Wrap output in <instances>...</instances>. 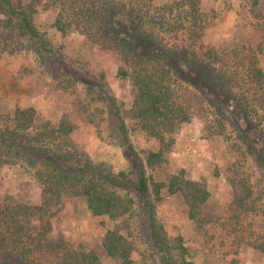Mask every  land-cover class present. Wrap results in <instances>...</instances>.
<instances>
[{"label":"rangeland","instance_id":"obj_1","mask_svg":"<svg viewBox=\"0 0 264 264\" xmlns=\"http://www.w3.org/2000/svg\"><path fill=\"white\" fill-rule=\"evenodd\" d=\"M170 1L147 3L161 6ZM198 1L205 23L196 48L221 52L231 64L229 74L238 69L241 84L255 97L264 96L259 84L246 80L245 67L232 68L238 61L232 52L245 47L249 58L256 50L264 70V0ZM60 8L59 3L45 2L33 17L52 50L41 45L35 49L38 44L30 34L16 28L18 24L13 29L7 25L9 18L16 23V17L0 12V127L24 122L29 114L35 142L67 151L73 163L108 175L110 188L129 209L116 216L96 215L82 184L69 182L59 191L39 176L45 169L41 163L29 166L24 160L1 165L0 204L44 205L47 214L31 224L49 222L45 231L50 240L94 251L97 264H121V258L105 248L109 231L131 242L133 264H264V161L250 154L239 136L236 118L241 121L242 116L236 113L234 120L230 110L223 116L210 102L213 94H203L183 77H172L188 115L177 119L173 128L162 129L164 138L149 133L135 104L132 63L79 27L67 33L59 30L55 19ZM150 11L153 14L155 7ZM188 24L176 35L175 30L161 34L171 45L187 43L192 36ZM67 65L96 84L70 73ZM110 95L146 169L148 199L140 192L141 175L118 127ZM262 96L253 104L257 124L252 133L259 148L264 147ZM152 151L161 154L153 163L148 159ZM176 176L179 189L172 190ZM151 206L156 233L163 236L166 249L153 233ZM31 256L35 264H59L58 256L49 251L42 260L37 251Z\"/></svg>","mask_w":264,"mask_h":264},{"label":"trees","instance_id":"obj_2","mask_svg":"<svg viewBox=\"0 0 264 264\" xmlns=\"http://www.w3.org/2000/svg\"><path fill=\"white\" fill-rule=\"evenodd\" d=\"M45 2L54 5L59 3L61 8L55 19V26L59 30L67 33L70 29L79 27L88 36H95L104 45L116 48L132 63L133 71L130 75L136 94L135 104L142 125L149 133L164 138L162 129H171L177 119L187 117L186 105L178 98V91L172 81V77H183L186 83L195 84L203 94H213L210 102L223 116L228 110L234 120L236 113L242 116L241 121L236 118L239 136L250 154H258L264 161V147H258L252 133L257 124L253 104L256 100H263L262 95L255 97L251 88L241 84L238 69L229 74L231 64L221 56V52L214 48H196L205 23L199 1L171 0L157 6L155 3H147V0H0V12H8L17 19L15 23L9 18L7 25L13 29L18 24L16 28L30 34L38 44L34 46L35 49H40V45L43 49H48L47 40L33 21L35 9ZM153 7L155 12L150 14ZM188 22L192 35L190 41L186 43L181 40L182 42L174 45L165 41L161 31L175 30L176 35L179 29L189 27ZM246 49L244 47L232 52L238 59L232 68L241 65L245 67L248 74L246 80L252 85L259 84L264 91V70L255 54L256 50L251 55L252 58H249L250 49ZM48 50L52 48L49 47ZM67 67L70 73L86 78L91 86L96 84L94 78L71 66ZM108 97L119 123L118 127L123 130L124 142L131 153V159L141 175L140 192L148 199L146 169L129 140L126 122L115 97ZM26 116V122L19 121L14 126L0 127V170L3 163H17L20 160L26 161L29 166L41 163L45 169L39 170V176L46 184L50 182L58 186L57 190H62L69 182L82 184L94 214L108 213L116 216L127 212L129 208L124 205L121 196L110 188L111 179L108 175L98 173L94 166L73 163L71 158L74 157L67 151L40 141L35 142L36 137L32 138L28 125L31 116ZM159 156V152L152 151L148 159L153 163ZM177 178L178 176L171 182L172 190L179 189L180 182ZM150 209L153 233L161 248L166 249L163 236L156 233L158 224L153 206ZM45 214L47 212L44 205L17 204L12 207L0 204V264H35L36 259L31 254L36 251L39 259L41 255H46V251L58 256L59 264H97L99 258L94 251L72 249L63 240H50L45 231L49 222L40 226L31 224L38 215ZM105 248L113 257H120L121 264H133L131 242L123 235L109 231ZM164 257L168 259L167 253Z\"/></svg>","mask_w":264,"mask_h":264}]
</instances>
